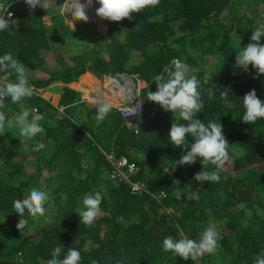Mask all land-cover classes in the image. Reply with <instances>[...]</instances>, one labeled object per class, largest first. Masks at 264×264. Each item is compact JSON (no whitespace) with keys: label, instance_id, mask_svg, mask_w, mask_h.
Returning a JSON list of instances; mask_svg holds the SVG:
<instances>
[{"label":"trees","instance_id":"obj_1","mask_svg":"<svg viewBox=\"0 0 264 264\" xmlns=\"http://www.w3.org/2000/svg\"><path fill=\"white\" fill-rule=\"evenodd\" d=\"M4 1H12L9 7L13 8L20 3ZM98 7L93 3L89 8ZM26 11L14 12L17 26L8 34L0 32V56L8 47L20 45L17 53L13 51L17 60L40 72L29 79L32 88L53 90L56 101L35 93L20 101V109H35L43 116L42 136L19 140L9 130L0 135V151L10 152L0 162V264H47L56 246L62 248L61 258L69 247L79 250L80 264L94 260L98 264H253L254 257L264 252V119L254 124L241 119L246 93L255 89L264 101V74L256 76L251 65L248 71L236 67L235 57L250 42L251 31L264 27V0H160L156 7L133 13L132 19H102L101 38L88 42L85 51L88 39L78 34L51 44L40 19L45 10ZM78 45L85 53L70 50ZM49 49L54 57L50 55L47 64L42 52ZM171 58L195 68L190 74L201 80L203 101L197 118L205 124L220 120L230 143L229 161L235 172L220 171L219 182L190 181L204 167L199 159L171 171L183 150L170 142V128L174 121H187L179 112L165 115L164 109L147 100V92L156 90V74ZM120 70L145 81L136 132L126 127L114 108L98 122L97 105L87 106L77 90L84 78L79 90L90 95L101 89L96 76ZM15 79L12 73L9 81ZM53 103L64 104L62 111ZM14 110L17 106L6 101V116L14 119ZM37 142L46 145L40 152L32 151ZM191 142L189 136L185 144L190 147ZM105 149L115 158L133 162L128 179L143 184L146 191L132 190L128 181L110 177L112 165ZM205 168L216 170V165ZM33 187L49 193V217H33L26 211L27 226L19 232L20 217L13 202L25 198ZM177 188L198 192L200 199L177 200L173 195ZM85 191H100L103 197L90 227L80 223L78 213L83 210L76 208L78 196ZM209 223L218 226L222 237L214 253L184 260L163 250L166 236L179 239L182 231L199 241Z\"/></svg>","mask_w":264,"mask_h":264},{"label":"clouds","instance_id":"obj_2","mask_svg":"<svg viewBox=\"0 0 264 264\" xmlns=\"http://www.w3.org/2000/svg\"><path fill=\"white\" fill-rule=\"evenodd\" d=\"M55 1L58 4L62 3L60 0H24L30 11L39 6L46 12H48L50 8L57 6ZM11 2L12 1L6 2L0 0V32L7 33L17 26V21L12 18L14 13L7 11ZM70 3L71 7L68 9L67 13L73 17V20L88 22L89 16L87 14L96 12L97 16L106 19L107 22L109 20L110 22H119L125 18L132 19L133 13H141L146 7L158 6L160 0H83V2L82 0H71ZM93 3L99 4L96 10H91L89 8ZM249 16L251 17V14H249ZM262 37H264V27L256 28L251 31L250 42L245 47L241 48L239 52H236V67L248 71L251 65V67L256 70V76L264 74V42H262ZM19 47L20 45L12 48L8 47L5 54L0 56V135H4L6 130L10 132V127L17 126L22 137L33 140L37 136H42L45 132V129L39 123L43 119V116L35 109L31 111L23 110V108L20 109L19 105L21 103L20 101L25 98H30L33 93L39 95L40 93H36L35 89L32 88L34 85L29 82L25 63L22 61L23 64L20 63L19 60H17V56H15ZM14 50H16V53L13 52ZM13 56H15V58ZM120 72L126 71L120 70L118 72L114 71L113 73L119 76ZM193 72L194 70L187 63L179 59L174 60L171 66H165L162 72L156 75L154 80L157 86L156 90H149L147 92V100L155 102L165 111H171L173 113L179 112L180 118L187 121L186 124H180L174 121L170 128V142L176 147H181L183 150L181 158L175 161L174 165L171 166V171L174 172L177 166L194 164L199 159L204 167L194 174L193 179L198 182H219L221 179L219 174L221 166L224 165L225 162H229L230 143L223 133V126L220 120L219 122L209 121L205 124L201 119L197 118V114L200 113L203 108V101L201 100L199 91L201 80L198 79L195 74H190ZM12 73H15V81H9ZM107 73L108 72L105 71L101 75L95 77L100 87H110L108 84L110 79L106 77ZM126 73L133 78L134 83H138V85L143 84V86H145V81L139 79L134 73ZM6 77H8L7 81H5ZM137 79L139 80L137 81ZM208 79L209 77L205 75L203 78L204 83H207ZM88 89L92 91L91 86H89ZM222 94L226 95V93ZM209 95L211 96V92ZM93 96L94 94L85 95L80 98V100L87 105H97L96 119L98 122H102L112 111L113 105L107 100L96 101L90 99L93 98ZM112 97L114 98L115 96ZM6 101L17 106V110H14V114H16L14 119L10 116H6V112L4 111ZM54 105L56 107L58 104L54 103ZM243 105L245 112L241 119L242 122L254 124L258 119H264V101L257 96L255 89L250 90L243 96ZM141 108L143 109V99L142 103L137 104L134 110L128 112L126 116L137 114L139 116ZM142 114L143 110L141 111V118ZM124 121L126 127H133L134 131H137L140 121H132L131 123H127L125 119ZM12 136L17 137L19 140L21 139L18 136ZM189 136L192 138L190 147L185 144ZM45 147L46 145L43 142H37L32 146V151L40 152ZM3 151H7L6 154L10 153L6 148ZM103 152L110 163L112 160L126 158H115L113 153L108 154L105 150H103ZM129 163L133 164V162ZM209 163L216 165V170H206L205 165ZM121 170L123 171L122 176H120L121 174H111L109 169L110 177L117 180L123 179L128 181L132 190L138 192L142 190L146 191L143 184H139L136 181L131 182L128 176L124 175L127 171H132L128 168V164L122 166ZM164 172L169 173V167L165 168ZM161 195L162 193L157 194L156 198H159ZM173 195L177 200L187 199L198 201L200 199L198 192L185 193L179 188H177ZM49 199L50 196L47 191L33 187L25 198L17 199L13 202L14 212L20 217L16 224V228L19 232L27 226L25 212L27 211V213L33 217L38 215L43 216L46 211L45 205ZM102 199L103 197L100 191L88 193L84 196L82 201L84 210L78 213L80 223L89 227L94 223L101 211L100 204ZM179 235V239L171 235L166 236L163 239L162 246L164 251H171L184 260L190 258L196 260L204 253H214L219 246V240L222 238L218 226L215 223H209L206 226L199 241L188 238L182 231ZM61 252L62 248L56 246L51 251V259L47 261V264H80L82 257L79 250L69 247L63 258H61ZM92 264H98V262L94 260ZM253 264H264V252L258 253L254 257Z\"/></svg>","mask_w":264,"mask_h":264},{"label":"rangeland","instance_id":"obj_3","mask_svg":"<svg viewBox=\"0 0 264 264\" xmlns=\"http://www.w3.org/2000/svg\"><path fill=\"white\" fill-rule=\"evenodd\" d=\"M60 1L62 3L58 4L57 6H55L53 8H50L48 10V12L42 11L43 13L40 15V19H41L42 23L47 28L46 29L44 27L45 28L44 29L45 33H46V35L48 37V40H49V42L51 44L55 45L54 44L55 42H62L64 39L73 37V36L78 34V36L81 35V37L83 39H88L87 42H84L85 46H84V50L83 51H85L86 50V44L88 42H91L92 40H95V38H97V39L101 38V33H103L102 26H100L101 23H102L101 22L102 18L97 16L96 12H95V13L88 14V16H89L88 22H81L82 20H73V17L70 16V14L67 13L68 9L70 8L71 0H60ZM248 1L249 0H246V1L244 0V2H248ZM56 3L57 2L55 1V4ZM15 6H17V7H15V8L8 7L7 11H10V12L14 13L16 11H21V10L26 9L27 10L26 13L29 14L31 12L29 10V7L25 4L24 0H22V1L20 0V3L15 4ZM36 8L42 9L39 6H37ZM36 8H35V10H36ZM13 19H15V18H13ZM108 22H110V20ZM52 33H54V35H52ZM68 47H69V45H68ZM70 50L76 51V52H79V53H85V52L82 51V49L80 48L79 45L71 47ZM42 53H43L42 56H44V62L49 64V61H50L49 56L51 55L52 57H54L53 56L54 55L53 51L51 49H49V50L43 51ZM13 57L15 58V56H13ZM174 60H176V58H171V60L167 64V66L168 65H172V62ZM19 62L22 63L21 61H19ZM204 65L205 64H199V65H196V66L197 67H201V66H204ZM25 68L27 69V74H28L29 79H35L40 74L38 69H33V68L27 67V66H25ZM191 68L193 70H195V68L193 66ZM8 72H10V71H8ZM7 79H8V77L5 78V81H7ZM83 79H80L78 81V84H77V90L79 91V93L81 94L82 97L84 95L79 90V86H80V83L83 81ZM139 86L142 87L143 84H139ZM34 89H35L36 93L39 92L40 95L43 96L44 98H47V99L49 98L53 102L56 101V98H55L56 94L53 92V90H49V92H44L41 88H39V89L34 88ZM102 89L106 90L105 87H102ZM50 96H52V98ZM87 106H92V105H87ZM169 113H171V111H165L164 110V114L165 115H167ZM9 129H10V133L12 135L18 136L19 138H21V139L23 138V139L26 140L25 137H22L20 135V131H19V128L17 126H12ZM105 152H107L108 154L113 153V152H111L110 149H105ZM6 153H7V151H1L0 152V162L3 161L4 159L8 158V156H6ZM26 167H28V169H32L33 165L30 164V163H26ZM225 170H228L231 174L234 173L235 172V168L233 166V162H231V161L225 162V164L221 166L220 171L223 172ZM45 174H46V171L43 173V175H45ZM190 181L193 182V183H198V181H195L193 179V177L190 179ZM25 193H29V192L25 191ZM88 193H89V191H85L83 194L78 196L77 201L79 200V204H76V208H79L80 210H84V206H83L82 201H83L84 196L86 194H88ZM45 208L47 209L46 205H45ZM168 210H170V208ZM43 216L45 218L49 217V215H46V211H45V214Z\"/></svg>","mask_w":264,"mask_h":264},{"label":"built area","instance_id":"obj_4","mask_svg":"<svg viewBox=\"0 0 264 264\" xmlns=\"http://www.w3.org/2000/svg\"><path fill=\"white\" fill-rule=\"evenodd\" d=\"M106 77L110 79L109 86L107 87L109 89L108 92H105V95L98 96L97 93H94L93 98L96 101L100 100H107L110 103H112L113 108L117 109L121 115L124 117V119L127 121V123H131L132 121L139 122L141 121V111L139 112V116L137 114V118H133V115H127L128 112L134 110L135 106L137 104L142 103V97L140 99V92L142 91V88L138 85V83H134L133 78L127 74L126 72H120L117 79L113 75V72H109L106 74ZM119 78V79H118ZM139 79H137L138 81ZM112 96H115L114 98ZM87 98V97H86ZM137 98L136 100H133ZM63 105H57V109L59 111H62ZM112 167L110 168L111 174H121L123 175L122 166L128 164V168L132 170L134 168V165L132 163H128L126 158L116 159L112 160Z\"/></svg>","mask_w":264,"mask_h":264},{"label":"bare ground","instance_id":"obj_5","mask_svg":"<svg viewBox=\"0 0 264 264\" xmlns=\"http://www.w3.org/2000/svg\"><path fill=\"white\" fill-rule=\"evenodd\" d=\"M116 72H118V71H116ZM97 83H99V82H97ZM105 83H106V82H105ZM105 89H106V90H103L102 87H101V89H98V90L94 91L92 94L97 93L98 96L105 95V92H108L107 88H105ZM141 97H143V90L140 92V99H141ZM81 98H82V96H81ZM136 99H137V98H135V99H133V100H136ZM142 110H143V109H142ZM132 117L135 119V118H137L138 116H137V115H133ZM124 175H125V176H128L127 173H125ZM139 184H140V183H139Z\"/></svg>","mask_w":264,"mask_h":264},{"label":"water","instance_id":"obj_6","mask_svg":"<svg viewBox=\"0 0 264 264\" xmlns=\"http://www.w3.org/2000/svg\"><path fill=\"white\" fill-rule=\"evenodd\" d=\"M70 5H71V3H70ZM113 75L117 78L118 77V75L117 74H115V73H113ZM88 89V88H87ZM89 91H90V89H89Z\"/></svg>","mask_w":264,"mask_h":264},{"label":"crops","instance_id":"obj_7","mask_svg":"<svg viewBox=\"0 0 264 264\" xmlns=\"http://www.w3.org/2000/svg\"><path fill=\"white\" fill-rule=\"evenodd\" d=\"M70 7H71V5H70ZM88 15V14H87Z\"/></svg>","mask_w":264,"mask_h":264}]
</instances>
